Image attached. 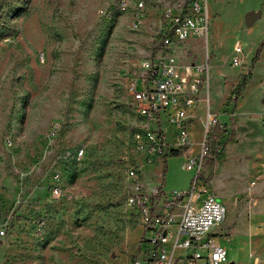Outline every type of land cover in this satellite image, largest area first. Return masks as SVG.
Wrapping results in <instances>:
<instances>
[{
    "label": "rangeland",
    "instance_id": "1",
    "mask_svg": "<svg viewBox=\"0 0 264 264\" xmlns=\"http://www.w3.org/2000/svg\"><path fill=\"white\" fill-rule=\"evenodd\" d=\"M117 1L0 0V216L13 213L0 238V264H133L143 228L127 204L132 183L164 192L189 185L193 172L180 168V155L166 158L161 176L163 155L146 161L132 143L138 118L127 85L138 62L156 52L166 1L144 0L137 28L130 13L114 10ZM208 9L207 38L189 39L175 56L207 64L202 96L221 101L218 118L227 120L223 152L212 169L203 164L224 208L213 238L229 264H264V0H208ZM237 42L242 52L233 66ZM248 75L234 109L226 99ZM53 123L59 126L52 131ZM201 129L195 121L194 151ZM132 167L135 181L127 174Z\"/></svg>",
    "mask_w": 264,
    "mask_h": 264
},
{
    "label": "built area",
    "instance_id": "2",
    "mask_svg": "<svg viewBox=\"0 0 264 264\" xmlns=\"http://www.w3.org/2000/svg\"><path fill=\"white\" fill-rule=\"evenodd\" d=\"M165 1L155 25L159 39L156 52L138 62L127 85L138 118L132 143L146 161L164 155L169 143L168 153L180 155V168L193 174L186 189L170 192L159 185L143 189L139 182L132 183L127 204L138 210L143 228L140 255L133 264H229L225 249L213 238L223 221L224 208L203 174L209 154L208 136L213 127L222 129L224 125L216 114L207 111L194 151L189 122L201 98L207 64L181 63L175 56L189 39L207 38L208 0ZM114 10L130 13L131 25L137 28L144 19L146 5L144 0H118ZM99 13L105 14L107 9ZM241 52L239 43H235L230 62L233 66L239 65ZM58 126L53 123L52 131ZM259 126L264 131V112ZM6 143L10 145V140ZM82 151L76 149L75 157L79 158ZM127 174L133 181L138 177L133 167ZM52 179L51 193L57 197L62 192L59 175L54 173ZM12 218V210L0 216V238Z\"/></svg>",
    "mask_w": 264,
    "mask_h": 264
},
{
    "label": "trees",
    "instance_id": "3",
    "mask_svg": "<svg viewBox=\"0 0 264 264\" xmlns=\"http://www.w3.org/2000/svg\"><path fill=\"white\" fill-rule=\"evenodd\" d=\"M263 46V40L259 42L258 47L255 51V54L251 60V66L253 65V63L258 59V53L259 51L262 49ZM250 79V76H242V78H240L237 82V84L234 86V88H232V90L230 91L228 97H227V103H231L232 107L235 105L237 99L241 96L242 91L244 89V87L246 86L248 80ZM231 127H230V132L229 133H233V122H230ZM226 133V128L223 127L222 129H220L218 126H215L212 128L211 133L208 136V146H209V154L205 159L204 164L207 162L208 166L212 169L213 167V163L216 157H218L222 152H223V147L220 143V138L222 137L223 134ZM227 140V139H226ZM227 142V141H225ZM171 155H176V153H171L169 155H163L161 157V168L163 170H161V176L163 175V171H164V167H165V162H166V158L168 156ZM212 171V170H211ZM211 174V173H210Z\"/></svg>",
    "mask_w": 264,
    "mask_h": 264
},
{
    "label": "crops",
    "instance_id": "4",
    "mask_svg": "<svg viewBox=\"0 0 264 264\" xmlns=\"http://www.w3.org/2000/svg\"><path fill=\"white\" fill-rule=\"evenodd\" d=\"M248 102H249V99H248ZM212 103V105H214V110H210V108H209V104H211ZM208 102V98H207V94H203V96H202V94H201V98H200V101L198 102V104H197V107H196V109H195V113H194V115H193V117L190 119V122H189V124H190V131H191V129L193 128V125H194V122L195 121H199V122H202L203 121V119H204V117H205V114H206V112L207 111H209V112H211V113H213V114H216L217 115V118H218V114H217V111H218V109L221 107V105H222V102L220 101V103L219 104H215V102L214 101H212V102ZM206 104V105H205ZM203 105H204V109H203ZM201 108V109H200ZM235 108H237V103H236V105L234 106V109ZM240 109H241V105H240V107H239ZM250 109H252V108H250ZM250 109H248V111L246 112V114L248 113V114H253L252 113V111L250 110ZM250 110V111H249ZM238 114L239 115H242V116H244V117H246L244 114L245 113H243L241 110L240 111H238ZM247 114V115H248ZM261 116V115H260ZM219 119V121L220 122H227V120H226V118H225V120H221L220 118H218ZM259 119H260V117H259ZM258 125H259V120H258ZM231 127V126H230ZM226 128V127H225ZM259 128H260V126H259ZM227 130V129H226ZM260 130L262 131V129L260 128ZM262 132H264V131H262ZM191 133V132H190ZM154 170H155V168H154ZM211 189V188H210ZM211 191H212V189H211ZM213 192V191H212ZM213 194L214 195H216L214 192H213ZM217 196V195H216ZM218 197V196H217ZM219 198V197H218ZM231 262V261H230Z\"/></svg>",
    "mask_w": 264,
    "mask_h": 264
},
{
    "label": "water",
    "instance_id": "5",
    "mask_svg": "<svg viewBox=\"0 0 264 264\" xmlns=\"http://www.w3.org/2000/svg\"><path fill=\"white\" fill-rule=\"evenodd\" d=\"M252 18H253V13H251V12L245 13V15H244V21H245L246 24H249L250 23V20Z\"/></svg>",
    "mask_w": 264,
    "mask_h": 264
}]
</instances>
